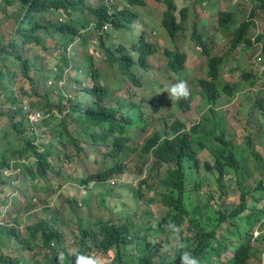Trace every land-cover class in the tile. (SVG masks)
<instances>
[{
    "label": "trees",
    "instance_id": "obj_1",
    "mask_svg": "<svg viewBox=\"0 0 264 264\" xmlns=\"http://www.w3.org/2000/svg\"><path fill=\"white\" fill-rule=\"evenodd\" d=\"M155 1L165 4L167 9L162 25L175 39L186 30L188 7L181 10L179 17L175 0ZM257 1L264 10V0ZM146 6L147 0H117L113 6L103 0L96 3L93 0H3L0 3L2 16L17 24L9 41L7 35L0 36V103H3L0 106L3 108L10 104L8 113L13 116L12 127L1 137L0 183L12 181L5 173L10 169L23 173L35 190L42 183H48L50 188L56 170L54 160H60L62 149L73 145L80 154H84L86 146H93L98 152H103L107 164L102 173L79 179L77 183L89 185L94 182L100 184L97 186L99 189L101 185L107 188L102 192L113 195L107 180L127 173L125 161L131 152L133 131L141 130L148 135L152 124L149 110L143 102L116 96L97 68V59L88 51V45L95 38L99 40L107 57L108 71L113 74L120 72L122 81L141 85L139 71L151 69V57L158 53L159 46L150 43L145 34L130 51L124 45L112 43L106 46V41L111 39V30H132L133 24L140 21L135 8ZM10 7L15 8L12 15L8 13ZM255 15L253 11L252 18ZM235 17L233 11L220 12L214 31L205 27L194 34L195 42L208 58V77L201 83L212 107L191 128L179 119L172 125L165 122L161 129H154L145 139L143 157L147 160L153 158L151 173L157 170L160 178L163 174L159 183L161 188L158 189L163 195L154 196L148 203L150 207L160 203L164 208L162 214L155 218L152 211L147 210L143 213L147 220L138 222H134V216L127 214L117 220L102 218L90 221L81 217L78 234L74 236L78 248L74 254L60 246L64 244L65 237L56 227L59 221L52 215L51 220L40 221L29 228L31 239L40 235L42 257L28 260L23 256L15 259L0 257L2 263L73 264L75 254L79 253L97 257L101 264H181V253L189 251L197 258L198 264H251L254 258L264 264V234H261L264 229V156L256 150L251 131L241 142L237 139L238 134L229 128L224 113L215 108L224 93L231 99L240 93L238 84L233 86L223 80V66L229 62L231 53L239 48L246 50L254 46L249 33L256 25L255 21L250 19L237 25ZM107 24L111 25L110 31L102 33ZM214 33L231 37L229 51L225 55L213 54ZM50 39L57 46L54 59L57 60L59 75H55V79L65 78L67 68L77 70L76 86L72 89V93H79L76 99L63 95V89L57 84L46 95L35 88L37 72L44 66L40 65L38 58L27 56L30 49L26 53L22 49L35 45L48 50ZM211 42L213 45H210ZM256 43H262L264 59V33L256 37ZM72 51L76 52L75 55L71 54ZM166 51L172 58L168 64L170 71L176 74L184 72L181 76L186 77L187 55L179 50ZM19 70L25 83L7 95L5 101L2 100V95L8 94L15 84ZM242 78L241 86L250 83L252 88H260L264 77L243 71ZM89 79L93 81L91 87L85 85ZM58 91L61 101L56 105L54 93ZM252 95L264 122V95L261 90L257 94L252 91ZM26 97L36 101L31 102L33 108L40 101H46V114L50 117L38 126L44 123L51 131H44V137L53 134L50 146L45 142L39 143L40 132L26 120L22 103ZM65 100L70 102L69 109L63 106ZM191 101L190 97H180L179 109L185 111ZM2 108L0 119L7 114ZM54 108L61 113L68 110L70 114L67 113L64 119L52 126ZM67 117L82 128L89 144L79 141L75 131H70ZM262 127L264 130V124ZM56 152L59 156L55 155ZM207 153L211 159L204 161L203 156ZM71 155L67 153L69 163H74L76 155ZM144 164L147 165L148 161ZM256 173L261 178L253 185L250 180ZM232 183L239 188V203L226 204L224 200ZM157 188L148 186L149 191ZM86 192L87 197L82 200L81 206L90 204L92 191L87 188ZM134 199L138 203L142 198L136 196ZM71 202L79 204L78 199ZM104 206L107 207V202ZM73 213L77 211L73 209ZM256 231L258 234L254 237ZM12 238L19 240L23 251L29 252L36 247L34 241L27 240L25 243L20 239L16 228L0 226V245L4 246ZM61 253L63 256L58 259Z\"/></svg>",
    "mask_w": 264,
    "mask_h": 264
},
{
    "label": "rangeland",
    "instance_id": "obj_2",
    "mask_svg": "<svg viewBox=\"0 0 264 264\" xmlns=\"http://www.w3.org/2000/svg\"><path fill=\"white\" fill-rule=\"evenodd\" d=\"M3 0H0V3ZM96 3L95 0H93ZM102 0H97L100 2ZM228 4L224 2L219 4V9L216 0H191L189 6L185 0H178L180 9L186 6L189 9L187 18V29L181 32L175 39L171 38L167 30L163 27V17L166 11L164 3L156 2L155 0H147L146 7L135 8L136 12L140 16V23L133 24L131 29H121L117 32L111 30V39L107 40V44H117L127 46L128 50L132 49L134 45L139 43L141 35L145 34L150 43H155L159 46V51L151 57V69L149 71L141 69L139 71V78L141 85H136L131 81H122L121 73H110L106 61V54L103 50L101 42L96 38L88 45V51L91 55L97 59V68L101 70L103 78L109 83L110 88L116 92V96L122 97L128 100H134L135 102L142 103L147 106L149 110V120L152 124L149 134L144 135L141 130L133 131V142L130 144L131 152L125 161L127 166V173L123 176L111 177L107 180V185L113 190V195L109 196L108 192H102L107 188H98L100 184L94 182L89 185H82L77 183L79 179H84L95 173H102L104 165H106L103 152H98L96 147L86 146L84 154H80L77 148L73 145H68L67 149H62V155L60 160H54L56 170L53 172V181L48 188V183H42L41 186L35 190L23 173L19 170H14L9 176L8 180L12 181L8 184L0 183V219L6 221L5 227L16 228L21 235V238L25 243L27 240L34 241L36 247L32 251H23L22 244L19 240L12 238L6 241L4 246L0 245V257L3 258H20L25 259L42 257L43 251L40 245L38 235L36 239H31L29 234V228L37 225L40 221L52 219L54 215L58 222V230L64 235L65 242L60 245L68 250L70 254H74L78 248H76V240L74 236L78 234V225L81 217H86L90 221L104 220H117L123 215L134 216V222L146 221L143 213L147 210L152 211L154 217H159L164 208L157 203V205L150 207L148 200L154 196L159 197L161 194L158 189L159 183L163 178V174L158 176V171L155 170L151 173L153 168V158L147 160L143 157L144 142L145 139L153 132L154 129H161V125L167 122L172 125L174 121L178 119L183 121L188 128L197 124L201 120V116L208 110L204 100V93L201 91L199 82L204 80L208 76V58L203 54V48L199 50L197 43L193 40L194 34L203 29H214L217 23V17L222 8L233 11L236 15L237 25L244 23L247 20L253 19L256 25L252 27L249 37L252 39L254 46L250 49L244 50L239 48L231 53V57L228 63L224 65L223 74L225 82L231 85L238 84L240 88L239 95L233 99L224 97L222 99L223 104L219 109L224 113L226 121L230 129L234 130L238 134L237 139L244 141L248 131H251L254 135V145L256 150L264 156V130H262L263 120L260 119L259 111L252 101V91L257 94L261 90L264 95V78L261 80L260 88H252L250 83L241 86L243 83L242 72H253L255 74L264 77V59L261 54L262 43H256V37L264 33V10L259 7L257 0H227ZM117 0L109 2L110 5L116 4ZM220 2V1H219ZM177 5V4H176ZM253 11L256 15L252 18ZM15 12L14 7L8 8L10 15ZM179 17H181L180 12ZM216 17V18H215ZM201 19V21H200ZM17 28L16 22L10 21L8 18L2 16L0 13V36L7 35V40L11 39L13 30ZM207 30L204 34L207 36ZM10 35V36H9ZM203 38V37H202ZM107 39V38H106ZM212 52L215 55H225L229 51L231 37L224 34L213 35ZM209 43V41H207ZM48 50H44L40 46H26L22 49L26 53L27 49H30L27 54L28 57L38 61L44 68L37 72L35 88L43 95L51 93L53 87L59 85L63 89L62 94L70 98H77L79 93H72V89H75L74 81L77 79V70L66 69L63 79H55V75H59V70L56 67L54 57L56 55V42L49 40ZM208 45V46H210ZM78 48L81 46L77 44ZM83 50V48H81ZM80 50V51H81ZM166 50L177 51L185 53L187 55V73L176 74L170 71L168 64L171 57L168 56ZM79 51V52H80ZM202 51V52H201ZM76 52L72 51L71 54L75 55ZM70 54V55H71ZM261 58L259 62L258 59ZM48 66L46 69L45 66ZM18 76L15 78V84L10 87L8 94L2 95V100H6L7 95L11 92L19 89L23 86L21 78V70L18 71ZM89 77V76H88ZM179 80L187 82L190 88L189 95L192 101L188 109L180 110L178 107L179 98H171L166 88L170 87ZM87 87L93 86V81L89 79L85 84ZM250 98L251 100H249ZM36 102L31 98H24L23 102L31 104ZM60 91L54 93V104H60ZM3 105V103H0ZM46 101H40L34 109H38L47 112ZM0 106L7 114L4 118L0 119V147L2 143V135L8 131V128L12 127V114L10 111V104ZM63 106L67 109L70 107L69 101H63ZM55 119L52 121V126H55L61 119H64L68 113H61L58 108H54L52 112ZM70 113H68L69 115ZM68 118V117H67ZM15 121H18L15 120ZM29 125L35 124L31 120H27ZM69 129L71 132L75 131V135L79 138V141H83L89 144L88 137L83 135L82 128L77 124L72 123V118H68ZM34 127L40 132L39 143L45 142L49 146L52 144V136H45L44 131L49 129L44 126L35 125ZM67 153H74L76 155L74 163H69ZM56 156L59 153L56 152ZM72 156V155H71ZM55 159V158H54ZM146 159V160H145ZM209 153L203 156V160H210ZM148 161V164L144 163ZM260 175H256L250 180L253 185L260 179ZM3 179V178H2ZM113 179H117L116 185H110ZM105 185V184H104ZM157 186L158 188L153 191L148 190V186ZM142 186V188H141ZM163 187V186H162ZM90 188L92 195L90 196V204L88 206H81L82 200L87 197L86 189ZM142 189L141 194L139 193ZM163 190V188H162ZM230 193L224 200L226 204L239 203V188L235 183L229 188ZM140 197L138 203L134 197ZM72 199H78L79 204L72 203ZM107 202V207L104 203ZM262 205V204H261ZM77 211L73 213V209ZM264 228V227H263ZM258 232L254 234L257 235ZM261 234H264V229L261 230ZM0 264H5L0 261ZM251 264H261L260 259L254 258Z\"/></svg>",
    "mask_w": 264,
    "mask_h": 264
},
{
    "label": "clouds",
    "instance_id": "obj_3",
    "mask_svg": "<svg viewBox=\"0 0 264 264\" xmlns=\"http://www.w3.org/2000/svg\"><path fill=\"white\" fill-rule=\"evenodd\" d=\"M103 1H105V2H107V3L109 4V2H111V1H113V0H103ZM116 3H117V2H116ZM114 5H115V3H114ZM221 12H223V11H221ZM219 14H220V12H219ZM219 14H218V15H219ZM140 22H142V20H141ZM218 22H219V16H218ZM218 22L216 23L215 27L218 25ZM91 28H92V25H91ZM92 29H95V28H92ZM186 29H187V25H186ZM214 30H215V28L212 29V31H214ZM216 34H217V33H216ZM193 40H194V38H193ZM194 41H195V40H194ZM196 46H197V48H198L199 50H201V49H200L201 47H199L198 44H197ZM70 50H71V49H70ZM201 52H202V51H201ZM203 53H204V52H203ZM258 61L260 62V61H261V58H259ZM223 68H224V66H223ZM208 72H209V70H208ZM186 77H187V76H186ZM186 77H185V78H186ZM207 77H208V76H207ZM186 79H187V78H186ZM223 80L225 81V79H224V74H223ZM201 82H202V80L199 82V86H200V88H201V91L204 93V100H205V103H206V107H208V109H209V108L212 107V105H209V104H208V99H207L206 96H205V90L203 89V87H202V83H201ZM229 84H230V83H229ZM233 86H235V85H233ZM165 90L168 91V93H169V95H170V97H171L172 99H173V98H180V97H187V96L189 95V92H190L189 85H188L187 82L184 81V80H179V81H177L176 83H174V84L171 85L170 87L166 88ZM224 97H228V95L224 93L222 99H223ZM190 98H191V97H190ZM229 98H230V97H229ZM191 99H192V98H191ZM222 99L218 101V105L215 107L216 109H219L220 105L223 104ZM230 99H231V98H230ZM190 104H191V103H190ZM26 107H28L29 110H30L31 112H34V110H36V111H41V110H38V109H34L30 104H28L27 102H24V103H23V108H24L25 113H26V120H30V119H29L28 112H27V110H26ZM48 117H50V115H49ZM45 118H46V117H44L43 120H42L41 122H43V121L45 120ZM6 171H9V172H10L9 174H11V172L14 171V170H10V169H9V170H6ZM117 182H118L117 179H113V180L111 181V184H112V185H116ZM255 237H256V235H255ZM52 246H54V244H52ZM62 256H63V253L60 254V257H58V259H59V258H62ZM180 261H181V264H198V260H197V258L194 257V256L191 254V252H189V251H183V252L181 253V255H180ZM73 264H101V261H100L99 258H97V257H92V256H89V255H84V254H79V253H78V254H75V259H74V261H73Z\"/></svg>",
    "mask_w": 264,
    "mask_h": 264
},
{
    "label": "built area",
    "instance_id": "obj_4",
    "mask_svg": "<svg viewBox=\"0 0 264 264\" xmlns=\"http://www.w3.org/2000/svg\"><path fill=\"white\" fill-rule=\"evenodd\" d=\"M92 28H94V27L92 26ZM26 110L28 112L29 119L32 122L39 123L43 120L44 116L42 115V113L40 111L31 112L28 107H26Z\"/></svg>",
    "mask_w": 264,
    "mask_h": 264
},
{
    "label": "bare ground",
    "instance_id": "obj_5",
    "mask_svg": "<svg viewBox=\"0 0 264 264\" xmlns=\"http://www.w3.org/2000/svg\"><path fill=\"white\" fill-rule=\"evenodd\" d=\"M110 27H111V25L110 24H107V25H105L104 26V28H103V31H102V33H105V32H109L110 31ZM34 112H36V110H34ZM41 113H42V115L44 116V117H48L49 115L48 114H46V112H44V111H40ZM42 122H39V123H33V125L32 126H35V125H40ZM6 173H9V171H7ZM7 225V222L4 220V221H2L1 219H0V226H6Z\"/></svg>",
    "mask_w": 264,
    "mask_h": 264
},
{
    "label": "crops",
    "instance_id": "obj_6",
    "mask_svg": "<svg viewBox=\"0 0 264 264\" xmlns=\"http://www.w3.org/2000/svg\"><path fill=\"white\" fill-rule=\"evenodd\" d=\"M96 2H97V0H95ZM186 2H187V5L189 4V2H190V0L188 1V0H185ZM208 1H212V0H208ZM216 1H218L217 2V5H218V9H219V4L221 3V2H224V4L225 5H227L228 4V1L227 0H216ZM220 1V2H219ZM175 2H176V4H177V7H178V12H181V10H182V8L180 9V6L178 5V0H175ZM189 6V5H188ZM187 7V6H186ZM222 11H228V9H225V8H222L221 9ZM178 15H179V13H178ZM216 18V17H215ZM200 21H201V19H200ZM217 22H218V17H217ZM141 23V22H140ZM216 25V24H215Z\"/></svg>",
    "mask_w": 264,
    "mask_h": 264
}]
</instances>
